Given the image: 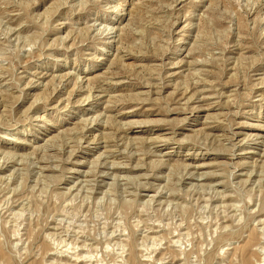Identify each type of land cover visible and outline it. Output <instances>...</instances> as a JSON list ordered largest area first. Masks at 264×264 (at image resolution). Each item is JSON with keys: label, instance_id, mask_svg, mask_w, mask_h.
Segmentation results:
<instances>
[{"label": "rangeland", "instance_id": "1", "mask_svg": "<svg viewBox=\"0 0 264 264\" xmlns=\"http://www.w3.org/2000/svg\"><path fill=\"white\" fill-rule=\"evenodd\" d=\"M245 258L264 0H0V264Z\"/></svg>", "mask_w": 264, "mask_h": 264}, {"label": "bare ground", "instance_id": "2", "mask_svg": "<svg viewBox=\"0 0 264 264\" xmlns=\"http://www.w3.org/2000/svg\"><path fill=\"white\" fill-rule=\"evenodd\" d=\"M196 82V81H195ZM196 98V97H195ZM193 104V103H192ZM91 138V137H90ZM48 143V142H47ZM233 154V153H232ZM95 170V169H94ZM247 170V169H246ZM190 173V172H189ZM102 180V179H101ZM98 183V182H97ZM123 184V183H122ZM89 195V194H88ZM189 197V196H188ZM27 205V204H26ZM144 211V210H143ZM161 214V213H160ZM138 221V220H137ZM5 223V222H4ZM222 223V222H221ZM260 226V225H259ZM111 233V232H110ZM122 233V232H121ZM125 235V234H124ZM103 242V241H102ZM172 244H173V242H172ZM63 245V244H62ZM160 246V245H159ZM69 247V246H68ZM148 247V246H147ZM254 247V246H253ZM151 248V247H150ZM143 252V251H142ZM75 254V253H74ZM84 257H85V255H84ZM92 258V257H91ZM77 259H78V257H77ZM82 259V258H81ZM244 264H249V262H248V260H247V258H245L244 260Z\"/></svg>", "mask_w": 264, "mask_h": 264}]
</instances>
